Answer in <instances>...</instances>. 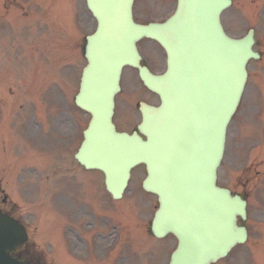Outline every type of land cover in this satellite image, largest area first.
I'll return each mask as SVG.
<instances>
[{"label":"water","instance_id":"1","mask_svg":"<svg viewBox=\"0 0 264 264\" xmlns=\"http://www.w3.org/2000/svg\"><path fill=\"white\" fill-rule=\"evenodd\" d=\"M134 1L87 0L98 25L87 37V65L75 96L91 113L76 157L106 174L115 198L122 197L131 170L145 164L143 187L159 199L152 232L173 233L179 241L170 264H209L246 237L245 227L237 225V215L245 217V202L217 185V170L247 64L259 57L253 30L243 38L225 33L221 14L231 0H178L166 21L148 24L134 20ZM144 37L165 48L163 74L141 64L137 43ZM126 65L138 67L161 99L159 106L142 104L140 132H119L113 123ZM26 239L23 225L0 211V264H26L12 255Z\"/></svg>","mask_w":264,"mask_h":264},{"label":"rangeland","instance_id":"2","mask_svg":"<svg viewBox=\"0 0 264 264\" xmlns=\"http://www.w3.org/2000/svg\"><path fill=\"white\" fill-rule=\"evenodd\" d=\"M175 3L136 0L135 16L141 22L161 20ZM69 10L76 29L68 25ZM81 14L86 17L80 31ZM248 16L258 27L259 48L264 53V4L235 0L224 18L231 32L241 35L250 25L246 23ZM95 24L85 0H0V190L4 188L11 203L7 207L28 225L36 249L43 250L54 264H168L176 239H157L150 234L148 224L157 197L142 189L144 167L133 171L124 198L116 201L103 185L100 192L95 191L100 187L94 181H101L100 176L80 172L84 169L74 159L90 118L73 99L86 63L77 43ZM260 61L249 63V82L236 121L250 118L251 109L264 107L256 82L264 81L259 71L264 57ZM128 119L122 125L132 128L137 112L134 110ZM231 125L234 128L237 122ZM234 136L233 132L228 161L235 157V143L243 137L241 132L238 138ZM237 158H241L240 152ZM78 175L87 181L86 187L81 186ZM72 178L78 180L70 187ZM262 195L264 199V191ZM250 210L253 221L259 209L253 202ZM55 223L60 226L55 228ZM251 229L253 238L255 226ZM76 240L75 248L72 242ZM114 240L117 244L110 248ZM60 242L65 253L59 250L52 254L50 246H60ZM70 251L72 255L67 254Z\"/></svg>","mask_w":264,"mask_h":264},{"label":"flooded vegetation","instance_id":"3","mask_svg":"<svg viewBox=\"0 0 264 264\" xmlns=\"http://www.w3.org/2000/svg\"><path fill=\"white\" fill-rule=\"evenodd\" d=\"M264 1V0H263ZM256 33V32H255ZM143 63L147 64L151 69H154V65L151 62V59L149 56H144V61ZM126 83L127 87L125 91L121 92V98L117 101V108L118 110L123 111V113L128 116L131 112V102L132 99L134 98H140L138 99L137 104L142 101V100H150L151 96H153V93L147 89L144 85V83L141 81L139 72L138 70H132L129 73L126 74ZM138 111L140 112L139 108ZM141 115V112H140ZM228 172H229V167H228ZM224 173L222 176V180L229 184L230 183V178H229V173ZM240 182L242 184L250 183L252 181V178L249 173H243L240 177ZM250 195V193H248ZM249 197V196H248ZM0 208L4 211L11 212L10 210H7V199L5 197L0 199ZM28 244L23 245L22 247L19 248V250L16 252L19 257L28 259V260H34L32 261L33 264H45L44 262L40 261L37 257L32 258V253L30 249L27 246Z\"/></svg>","mask_w":264,"mask_h":264}]
</instances>
